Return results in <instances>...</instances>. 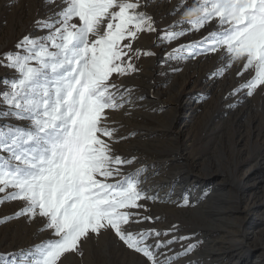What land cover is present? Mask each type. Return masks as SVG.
<instances>
[{
    "label": "rangeland",
    "instance_id": "obj_1",
    "mask_svg": "<svg viewBox=\"0 0 264 264\" xmlns=\"http://www.w3.org/2000/svg\"><path fill=\"white\" fill-rule=\"evenodd\" d=\"M180 2L146 0L140 10L152 17L156 31L140 34L133 50L153 55H133L137 71L124 77L113 75L109 81L120 85L122 92L131 90L120 101L123 108L106 112V123L118 129L117 139L123 138L109 142L114 155L134 161L122 167L125 175L143 170L139 189L149 197L139 202L143 207L132 211L138 219L151 220L130 222L124 230L168 233L147 241L153 245L156 264H169L172 257L171 264H264V86L252 96L246 95V89L231 95L253 73L237 75L243 62L226 68L230 61L223 49L208 54L191 49L174 53V49L200 41L217 27L213 21L172 42L163 40L164 30L197 6L194 0H186L171 15ZM63 7L62 0L54 4L0 0V59L18 51L16 45L25 36L47 35L48 30L38 29L36 21L47 20ZM188 29L187 23H181L171 30ZM220 69H225L222 75L218 74ZM16 77L15 70L0 66V92L8 90L4 80ZM0 111H8V106L0 102ZM28 123L13 116L0 117V125L25 127ZM160 185L168 191L157 196ZM177 186L180 191H175ZM24 206L23 201L0 205V219L13 216ZM45 224L46 219L39 216L31 222L22 216L0 223V253H17L53 239L50 230L40 231ZM168 240L176 242L155 248ZM191 244L197 247L180 255ZM80 252L83 255L66 254L60 264H151L111 229L99 236L90 234L81 241ZM12 260L9 256V264Z\"/></svg>",
    "mask_w": 264,
    "mask_h": 264
},
{
    "label": "snow or ice",
    "instance_id": "obj_2",
    "mask_svg": "<svg viewBox=\"0 0 264 264\" xmlns=\"http://www.w3.org/2000/svg\"><path fill=\"white\" fill-rule=\"evenodd\" d=\"M56 0H45L54 4ZM65 5L47 20H37L38 29L48 34L25 36L18 51L4 54L0 66L15 70L17 77L4 80L7 91L0 102L13 116L29 123L25 127L0 125V205L23 201L25 206L6 223L27 216L46 219L41 232L50 230L53 239L17 253H0V264H60L69 253L80 252L82 240L90 234L113 230L131 250L156 264L150 237L168 235L154 229L126 232L130 222L140 223L132 210L149 199L139 189L142 169L125 175L124 165L133 159L114 155L111 142H119L117 128L106 121L108 110L124 107L120 101L130 89L111 84L113 75L124 77L136 72L132 56L153 53L133 50L142 33L155 32L152 17L145 11L146 0H62ZM186 0H181L175 15ZM180 21L164 30L163 40L172 42L191 31H200L213 21L216 30L190 45L174 49L216 53L223 49L230 61L226 68L243 62L241 72L253 75L231 93L247 90L252 96L264 86V0H194ZM195 15L194 19H185ZM78 21V22H73ZM187 23L189 29L172 31ZM128 41V43H124ZM189 55L192 52H188ZM127 57V60L125 59ZM6 61V63H5ZM225 69L218 70L222 75ZM104 138H107L104 139ZM116 177L120 179L108 182ZM180 239H189L181 237ZM176 242L157 243L160 249ZM197 247L191 244L180 255ZM175 257L169 258V264Z\"/></svg>",
    "mask_w": 264,
    "mask_h": 264
},
{
    "label": "bare ground",
    "instance_id": "obj_3",
    "mask_svg": "<svg viewBox=\"0 0 264 264\" xmlns=\"http://www.w3.org/2000/svg\"><path fill=\"white\" fill-rule=\"evenodd\" d=\"M149 90V89H148ZM139 93V92H138ZM137 105V104H136ZM141 111V110H140ZM153 112V111H152ZM136 114V113H135ZM156 156V155H155ZM147 158V157H146ZM166 162V161H165ZM179 173V172H178ZM177 173V174H178ZM176 174V173H175ZM175 176V175H174ZM148 177V176H147ZM150 183V182H149ZM148 185L149 184H145L144 186L146 187V188H148ZM158 186V185H157ZM161 186V185H160ZM170 187V186H169ZM159 189H161V192L159 191ZM159 189H157V191H159V192H156V194H157V196H159V195H161L163 192H165L166 190L168 191V187L167 186H161ZM180 191L181 190V188L179 187V186H177L176 187V189H175V191ZM163 191V192H162ZM151 193H153V191L151 192ZM154 193H155V191H154ZM178 193V192H177ZM155 195V194H154ZM218 245V244H217Z\"/></svg>",
    "mask_w": 264,
    "mask_h": 264
}]
</instances>
